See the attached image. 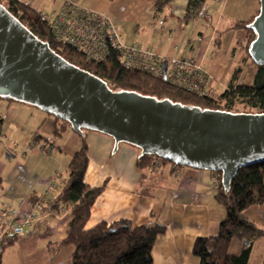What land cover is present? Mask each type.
<instances>
[{
	"label": "crops",
	"instance_id": "obj_1",
	"mask_svg": "<svg viewBox=\"0 0 264 264\" xmlns=\"http://www.w3.org/2000/svg\"><path fill=\"white\" fill-rule=\"evenodd\" d=\"M21 1L52 14L66 3L86 7L107 14L127 45L139 43L164 57L196 56L209 74L208 90L213 96L228 89L239 67V84L252 68L244 50L237 47L245 40L246 30L234 26L260 12L258 0H206L202 11H192L187 20L189 0H173L160 13L155 12L153 0ZM0 114L4 118L0 209H7L14 218L31 212L33 196L49 198L62 190L82 140L69 124L59 123L61 136L54 135L55 117L27 103L0 98ZM87 144L85 182L103 191L91 208L86 228L100 221L128 220L134 226L156 222L166 232L155 242L153 264H200L193 252L196 239L216 235L226 216L225 208L215 199L218 174L164 161L160 167L154 161L153 166L141 165L139 148L120 143L115 150L112 137L95 131L88 132ZM70 210L67 207L41 214L31 233L4 250L1 263L69 264L71 246L54 251L48 245L67 237L73 218ZM245 216L264 228V203L247 209ZM232 244L233 252L241 250L240 242Z\"/></svg>",
	"mask_w": 264,
	"mask_h": 264
},
{
	"label": "trees",
	"instance_id": "obj_2",
	"mask_svg": "<svg viewBox=\"0 0 264 264\" xmlns=\"http://www.w3.org/2000/svg\"><path fill=\"white\" fill-rule=\"evenodd\" d=\"M258 1L260 3V0ZM172 2L173 0H153L155 12H162ZM205 2L206 0H189L185 19L191 17L192 11L198 10L200 13ZM0 3L35 36L47 42L57 54L99 77L113 91L135 93L157 100L169 99L173 103L204 110L233 112L231 108L235 104H242L260 109L257 113H264V64H257L250 54L251 46L257 38V32L252 25L259 13L254 18L240 21L234 26L246 30L245 40L239 41L237 47H241L246 58L252 62L249 75L253 83L236 82V74L241 73L242 69L239 67L228 89L219 96H213L209 92L205 95L189 92L164 78L125 67L116 51L111 52L102 62L90 60L82 52L59 40L52 31L51 22L44 19L42 12L34 9L30 2L0 0ZM0 98L16 101L2 96ZM55 120L57 124L53 133L61 136L58 124L69 123L56 117ZM3 126L4 118L0 114V138L3 135ZM87 131L89 130L79 134L82 145L68 166L62 190L49 198L33 196L30 199L32 207L39 206V210H36L39 216L47 211H61L67 207L71 209L73 218L67 229V237L59 243L49 244L48 247L58 251L64 246H71L69 264H153V248L158 236L166 232L164 226L156 222L134 226L128 220H120L114 223L100 221L92 228H86L91 208L103 191L102 187H91L85 182L89 166ZM154 159L151 155H140L138 163L153 166ZM163 161L179 166L165 159ZM214 172L218 174L215 199L225 208L226 216L221 221L216 235L196 239L193 252L200 258V264H249L254 243L264 238V228L247 218L245 211L256 204L264 203V161L241 168L231 180L228 192L222 184L221 172ZM24 234L7 236L0 242V264L4 250ZM233 241L240 242V251L233 252Z\"/></svg>",
	"mask_w": 264,
	"mask_h": 264
},
{
	"label": "water",
	"instance_id": "obj_3",
	"mask_svg": "<svg viewBox=\"0 0 264 264\" xmlns=\"http://www.w3.org/2000/svg\"><path fill=\"white\" fill-rule=\"evenodd\" d=\"M252 27L257 38L251 58L264 64V0ZM0 96L36 106L78 134H106L115 140V150L127 143L141 156L221 172L227 192L241 168L264 161V113L204 110L113 91L57 54L2 3Z\"/></svg>",
	"mask_w": 264,
	"mask_h": 264
},
{
	"label": "built area",
	"instance_id": "obj_4",
	"mask_svg": "<svg viewBox=\"0 0 264 264\" xmlns=\"http://www.w3.org/2000/svg\"><path fill=\"white\" fill-rule=\"evenodd\" d=\"M42 17L51 22L52 31L59 40L82 52L90 60L102 62L116 51L125 67L164 78L189 92L200 95L209 92V74L196 56L164 57L139 43L127 45L107 14L66 3L53 14L42 12ZM154 157L155 165L162 166L163 159ZM36 210H39L38 205L33 206L27 214L11 218L7 209H0V242L7 236L28 233L39 219Z\"/></svg>",
	"mask_w": 264,
	"mask_h": 264
},
{
	"label": "rangeland",
	"instance_id": "obj_5",
	"mask_svg": "<svg viewBox=\"0 0 264 264\" xmlns=\"http://www.w3.org/2000/svg\"><path fill=\"white\" fill-rule=\"evenodd\" d=\"M250 75H248L247 77H245L243 83H247V84H252L253 83V80L250 79ZM231 110L233 112H252V113H257L260 111V109L258 108H254V107H250V106H247V105H240V104H235ZM87 132H90V131H87ZM233 249H234V246H233ZM253 254H252V257L250 259V262L249 264H261V258H263L262 254L264 252V238L258 240L256 243H255V246L253 248Z\"/></svg>",
	"mask_w": 264,
	"mask_h": 264
},
{
	"label": "bare ground",
	"instance_id": "obj_6",
	"mask_svg": "<svg viewBox=\"0 0 264 264\" xmlns=\"http://www.w3.org/2000/svg\"><path fill=\"white\" fill-rule=\"evenodd\" d=\"M33 144H34V142H33ZM37 144V143H36ZM44 149H46V148H44ZM180 167V166H179Z\"/></svg>",
	"mask_w": 264,
	"mask_h": 264
}]
</instances>
